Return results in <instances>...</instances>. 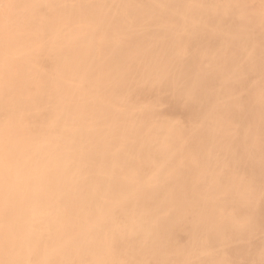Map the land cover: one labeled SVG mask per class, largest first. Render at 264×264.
<instances>
[{
    "label": "bare ground",
    "instance_id": "6f19581e",
    "mask_svg": "<svg viewBox=\"0 0 264 264\" xmlns=\"http://www.w3.org/2000/svg\"><path fill=\"white\" fill-rule=\"evenodd\" d=\"M33 1L35 3V0H9L10 2V3L8 2L9 6L6 8L9 18L7 19L5 17L7 19V22H5V19L4 22H2L3 21V19L1 18L2 14L0 15L1 18L0 51L2 50L3 54L4 52L11 54V52H9L11 50L13 51V54L19 51L21 52L20 55L22 54V52L25 51V53L23 54L26 55V53L28 52L26 50L27 48L30 47L29 54L32 52L35 55L36 53H38V51L43 49L45 51L43 54L44 55L46 54V57H44L45 61H43L45 62L44 66H48V62H49V63H53V65H55V67L57 66V68L55 69L54 72H50V71L47 72L48 74L49 73L54 74L52 75V79H50L51 76L49 77L48 74L45 76L44 71L38 70L44 73V75H40L39 74L40 72L37 73L38 72L37 71L36 75H38L39 77L37 79L35 78L36 80L34 79L35 75L33 78H31V81L32 80L36 81L35 83V82H31L30 78H28L29 80L28 79L26 80L25 77L32 76V75L26 76L27 74L25 75V73H27V71L21 73V77H20L19 76L20 74L18 72L20 70L18 69H16L18 74L17 73L15 74L14 71H11L12 74H10V70H12L11 68L14 69L15 66L11 67L13 65L11 66L6 65L8 67L7 68L6 66L4 67V64H0V85H3L1 84L3 82L5 83L3 85L4 87L5 85L9 86L8 84H6V81L8 80L7 82H9L10 80L14 79L13 80L14 83L17 80L18 82L16 83L18 84L19 81H21L24 84H29V81L30 83H32V85L29 84L30 86L26 85L27 87L23 84L27 89V90L24 89L23 86L24 91H28V87H31L29 89L32 90V87H34L35 89L37 86L35 91L33 89L34 93L31 92V90L28 91L29 93H31V96L28 95L27 98L23 96L25 99L21 97L17 98V96L11 97L9 95L10 97L7 96L9 99L8 100L6 99L7 100V101L5 100L6 102L5 101L1 102L2 104L6 103L5 106L8 105V108H10V110L12 107L13 108L18 107L15 109L19 114L17 113L14 114L13 112L12 113L14 114V116L17 115L19 117L21 113L22 114L21 117H25V118H23V121L19 122V120H21V117L19 118V120L16 121V118H14L13 116L14 121L18 122L16 123L11 120L12 118L8 120L7 116L9 115L7 114H6L7 116L5 115L7 119L5 118V116L4 119L3 118L1 119L2 115L0 113V173H1L0 181H3L2 184H7L5 186L6 189L4 188L5 192L4 193L2 192V194H5V197L0 195L1 196L0 205L2 206L0 209V226H2L1 224H3L4 227L2 226V228H6L5 232H0V236L2 235V233L5 234V237L3 235L4 238L2 237V239H0V250L2 249V251L6 253V255L4 254L2 255V251H0L1 252L0 264H30V263L31 264H74L77 254L75 253L76 254L75 256L73 254L72 255L73 258L69 256L70 253H73V249H69V250L67 249L68 245L67 242H65L69 238H70L69 240L76 243L77 246L79 245L78 248L80 250H77L76 248L74 249V251L79 252L78 257L80 256L81 259V262L79 261L80 263L76 262L78 264H148L149 262L146 261L147 260L150 261L153 258L154 254L150 253V251L152 250L150 251L148 250L150 248L147 247V244L150 243L151 245L149 244V246L151 247L154 244V242L156 244V239L155 238L150 239V238H153L154 236L157 238V240L159 239L158 236H155V233L157 234V232H160L162 230V229H160L159 231L157 230L160 227L159 226L160 222L167 220H168L167 222H170V227L172 228L175 227L174 229H179V230L178 231L176 230L177 231L176 232L174 231V229L168 226V229H171L172 231L170 232L167 229L166 232L172 234L165 235L163 231H161L157 235H159L161 239L162 237L165 236L168 239L167 235H169V237L171 236L168 239V241H169V247H171L169 251H171V254H173V256L174 255L177 256L178 253L173 249V246H175V244L177 243L176 240H175L176 243L174 242L173 238L174 239L178 238L179 241L180 240L184 241L186 239L184 241L185 244L182 247L183 249H181L182 252L181 254L178 255L182 257L180 259L183 260L184 264L186 263L189 264L188 260L191 259L190 258L191 255L195 256V260H196L195 264H218V263L226 264L227 262L230 261L229 259L232 254H236L237 256H239V254L243 256L250 255V257H248L250 258L249 260L250 263L264 264V214H263L264 208L263 209L261 208L264 206L263 205L264 202H262V200L264 199V187L261 186L262 184L261 179L264 175V156L260 157L259 156L261 155L260 153L259 154L256 152L254 153V151H258V150L264 151V0H165L167 3V7L166 4L163 5L165 6L166 9H168L170 14L169 18L171 17L172 20L171 22H169L167 21L166 18L167 25L168 24L170 25L173 22L174 25L176 24L177 26H180V28L181 26H184L185 30L187 29L186 27H189L188 30H190V27L192 26H194V28H197V29L193 28L194 31L193 29H191L193 32H195L196 30L195 33L197 35L194 34V36L199 37V39L201 38V40L198 42L201 43L202 41L200 45L201 47H199L203 51V52L200 51L201 52L200 55H202L201 57L202 59L199 57L201 61L198 60L197 62L201 66L200 62L202 63L203 60L202 65L203 66L205 65L204 67L206 66L208 67L209 65L211 70L216 68L218 71L215 69V72L216 74H219L218 75L219 78L216 79V82L214 81L216 85V83H218L219 80L218 85H216L217 87L215 86L216 87L215 89H217L215 90L216 93L214 92V95L216 94L215 96L217 100L215 98L212 99L209 98L210 96L202 97L203 94H201V92L200 93L196 92L198 95L190 94L192 98L193 97L195 98L191 100L189 99L190 100L189 103L187 102L183 103L190 105L192 102L196 103V104L193 103L194 105L192 106L194 107L191 108L192 111L189 112V109H186L185 107L184 108L188 110V113L185 112V110L184 112L181 111L183 112V114L187 113L189 116H191L192 119H193L192 115L193 114L195 115L197 113L198 116H200V118L198 117L196 118V120L198 119L202 120L201 117L205 118V120H208V122L212 124L213 129L210 131H205V129L203 128L201 130L200 129L202 128L201 124L199 125L194 122L197 126L199 125L197 127L194 124L196 126L195 127L192 124L193 122H191L192 120H189L188 122L189 125L188 124L185 125L186 126L188 125V127L190 126V129L185 134H181V135L175 133L174 132L175 130H173L174 127H171L176 122L174 121L173 124L171 123L172 120L175 119V117H173L174 116L173 114L176 113L175 110L172 111L173 109L170 107L169 110H167V108L163 106L161 108H158L159 106L157 107L158 109H163V113L164 112L168 113L169 117H167V113L166 114L164 113L165 115H162L160 113L162 117L164 116L163 119H165L166 116L167 117L166 119L169 122L170 119L172 118L171 122L169 123L170 127H168L169 125L168 123H165V125L162 126L164 122L161 121L160 117L153 116L155 112L151 111L152 108H150V106H152L151 104L153 102H150V100H148L150 103L147 104L148 98L147 99L145 98L146 99L145 101H142V99L137 100L138 102L140 101L139 104L145 102V104L147 105V106L144 105L146 106L144 108H142L143 107L142 106L141 107L142 111H141L138 102L137 103L136 101L134 102L133 97L137 96L138 99L140 97L144 98L145 97L144 95H146L148 92L152 93L151 90L152 89L156 90V88H158V91L161 89V92H163L162 90L166 91L165 90V87H167L166 84L164 85L161 84L160 87L163 86V88L157 87V84H159L160 81L162 82L161 75L164 74V73L160 74L159 68H161L160 65L162 61L165 63L164 65L162 64L163 67H165L166 61L164 59L165 57H167L165 56L166 53L165 55L164 53L161 54L160 49L163 50L164 48H162V46L166 44L165 46L168 47V49H166L168 53L167 55H169L170 57L177 58L182 53L181 52L182 50H178V52L180 51L181 53L177 55L173 54L172 51L175 50L177 47H179L177 49H181L185 45V48H183L184 49L183 53H185L188 44L189 43L191 44L193 41L197 39L196 37L195 39H193L194 38L193 35H190L193 34V32L188 33L189 37L192 36L191 38H189V40H188V35L186 34L185 35L187 36L186 38L187 40H184V38L181 37L183 41H185L186 43L188 42L187 46L185 43L183 46H181L180 44L181 43L183 44V42L181 39H179L181 43L177 41L179 37H177L176 40L177 34L175 33L176 32L174 30L175 28L172 29L171 26L168 25L169 26L168 29L167 28L168 26L166 27V24L165 26L163 25L159 26L155 22L157 18L154 19L153 17H151V19L153 20L152 22L154 24L147 23L146 27L143 26V28L145 27L144 29L141 27L142 31H144L143 34H139L135 38V40L131 39L133 40V42L131 40L128 41L127 43L125 42L126 49L125 51H123V53H121L120 50L122 51L123 48L121 49V45L119 44L120 41L115 47L116 44L113 45L112 42H110L112 44H110L109 42L108 44H105V42L107 41L104 40L105 42H103L101 39H99L100 38L99 37L98 40L99 42H101V44L98 42L99 43L98 45L97 43L98 40L97 41L95 40L96 42H94L95 37L93 39V36L91 37L90 33L88 35L83 30H82L83 32L79 31L81 27L79 26L80 28H78L73 24V21L77 22L76 13H75L76 11L74 10L75 8L72 6L76 2L75 0H39L36 2V3L39 2L41 4V5L39 4V7L42 6L49 8L46 11L47 13L42 15L38 10L39 7H37L39 15L33 14L32 10L35 11L33 7L37 6V4H33ZM129 2H130L129 5L127 4L128 1L126 4L131 7L133 4H134L133 6L136 7L138 6L137 2L139 3L138 0L134 1V3L133 0H129ZM151 9L146 7L142 8L139 6L137 7V11H136L138 13L132 10V14L136 13V17H141L142 13L143 16L149 15ZM37 10L35 12H37ZM153 12L154 11H152L151 14H154ZM79 19H80L79 21H81L83 19V16L82 19L81 18ZM137 19L139 18H136V20ZM116 20L118 19L116 18ZM148 20H150V18L147 19L146 21ZM107 24L103 23V26L101 24L98 25V27H96L97 25L96 24L95 27L97 29L96 28L94 29L98 30L100 28L102 30L99 29L100 30L99 33L100 32L104 33L103 31L106 30L104 29L106 27L104 25ZM173 24L172 27L174 26ZM74 26L75 28H73ZM198 27H200L199 29L200 32L197 31ZM148 29H152V31H149ZM42 30L44 32L45 31H48L49 33L52 32V34L50 37H48L49 40L47 42L40 43L37 45V42L40 41L39 35H41L40 31L42 32ZM132 30L133 27L131 31ZM101 33L99 34L100 36ZM71 40H74L76 44L77 42H79L78 45L82 43V45L84 46L87 43L91 44V42H92L91 45L95 46V44L97 43L95 47L98 46L100 47L99 51L101 50V55H102L101 60L97 61L96 63H93L92 61L94 60L95 62L96 58L94 59L93 56L91 57L90 53L85 55L82 54L83 56L81 55L79 56L78 54H76V52H78L77 50H79L78 48L76 50L74 49L69 50V46H70L69 43H72ZM174 41L177 44H175ZM93 42L95 44H93ZM137 42H140L139 45L143 44L142 47L137 45ZM20 43L24 47L19 46ZM67 43L69 44V46H67ZM152 44L154 47L151 46ZM82 45L80 46L84 48V46ZM119 45L120 48L118 47ZM146 46L147 48H145ZM148 46L149 47L151 46V48L153 49H155L156 47L157 50V51L153 50L154 54H152L151 56L146 52V50L149 48ZM38 48L40 49L38 50ZM35 49L38 51L33 52V50ZM117 49L120 50L117 51ZM14 50L16 51L14 52ZM183 53L182 55L184 56ZM145 55L148 57H146ZM108 58L109 61L115 63L116 69L122 68L120 72L115 70H114L115 72L113 71L110 72V68H107ZM174 58H172V60H176ZM29 59H32V56ZM29 59L27 57V61H30ZM204 59H206V62L208 60V62L206 63ZM213 59L216 62V64H214L215 66L213 65L211 67L210 65L214 63ZM210 60L213 63L210 62ZM1 61L3 60H1L0 58V62ZM209 62L212 64H210ZM90 63H93V65L91 64L90 66ZM39 64H43L42 60H40ZM81 64L85 66L88 65V67L86 66L87 68L85 70L88 71L89 73L88 72L86 73V71L85 74H83L84 72L82 73L80 72V71H84L82 70L84 69V67ZM78 65L82 66L83 68L82 69H80V67L78 68ZM50 66H52V64ZM50 66L46 67V69L54 68ZM190 66L191 65L187 66L186 64L184 68L181 67L183 68V70H185V71H181L182 73H184V77L182 78L183 81L182 79L180 81L175 80L176 76L171 77V75H169L172 78V80H170V78H167L169 76L166 77L167 80L169 79L168 81L173 82L174 79V83H175L174 90L178 89V87L180 91L183 89L185 90L186 85H187L186 87L187 89L191 85V82L192 84L194 83V81L192 80L197 79V77L203 79L201 76H199V74H196V76H194L195 73L193 72L195 70L193 72L191 71L193 67L191 66L192 69L190 71L188 70L190 69L189 68ZM23 67L25 68L24 65ZM21 72H23V70H21ZM55 73L57 74L55 75ZM169 74H171V72H169ZM164 75L166 76V73ZM228 75L229 78L227 77ZM3 76H9V77L6 80V78H4ZM42 76H44V78ZM145 76H147L150 79V82L153 85L152 88H148V83L145 84L143 80L140 79V78L144 79ZM193 76L194 78L192 79ZM46 77L47 78L49 77V80L51 81L50 84L48 83V81H45ZM126 77L127 79L129 77V79L131 80V83H128L130 84L129 86H125V81L127 80ZM180 78L181 77L179 75V79ZM100 79L102 80L104 79L102 85L98 84V81ZM3 80H5V82ZM163 80L164 83H167L165 78ZM176 81L179 83V84L177 83L178 87L176 86L177 85ZM197 81H198L197 84L200 85L199 80H195V82ZM33 83L35 84L33 85ZM181 83L184 85H182ZM187 83H189L190 85H188ZM212 83L213 82L209 84ZM18 84L16 85V88ZM180 84L185 87L183 89H180L182 88ZM3 86L2 89L4 88ZM11 87L13 86L11 85ZM197 87L200 88V86ZM63 88L67 89V91L65 92L66 94L68 92L67 95L74 94L76 99L78 96L80 98V99L78 98V100H80V102L81 101L83 102V104H81L83 106H85L86 104L88 105V107L89 106L92 107V105L97 106L99 105V101L101 99L102 100L100 101V103L103 101V103H106L107 106L106 104L105 105L103 104L102 105L103 108H101V104H100L99 107L102 110L97 109L98 106L97 108L96 107L92 108L95 109L92 110L91 107L87 108L86 105L87 110H85V112L82 115L81 114L75 115L74 111L72 112L71 115L70 111L71 108L73 109V107H71V105H68V103L71 100L70 99L71 97L70 98L68 96L65 97L66 94L63 95V93L61 94V96H59L57 90L55 91V89L58 90L60 89L59 91L63 92L64 90ZM23 90L21 91L24 93ZM100 90L103 91V95L102 96L100 95L102 98L99 97L98 98L99 100H96L95 96L96 94H98L97 91ZM69 91L72 93H70ZM130 91L133 93H130ZM176 91H174L175 93H173V95L174 94L178 95L180 93L178 90ZM227 91L228 92L230 91L231 93H227ZM12 92L14 93V91ZM124 93L126 94L125 95L126 99H124L123 96ZM129 93L133 94L134 96L129 95ZM160 93H158V96H156L157 94L155 93H154L155 95L153 94L154 96H156L157 98L156 100H158V97L161 95V97L159 98L162 99V103L163 100L165 99L166 101L168 99L169 103L171 102L172 99L169 100V97L172 96L171 94L169 96L167 95L169 94L167 92H166L167 94L164 93L165 95ZM127 94L129 95V97L131 96L133 97L129 98L127 97L128 96ZM2 95L1 96L3 97L4 100L5 98L4 93H2ZM147 95H149V93ZM153 95H151L149 99H151ZM212 95L213 94H211V97H214V95L213 96ZM189 98L191 97L189 96ZM122 99L127 103H129L130 106L126 103L125 106L128 105L129 107H131L132 111L129 110L131 111L130 114L126 112L128 110H124L125 108L118 110L121 105L122 106L124 105L123 103H121L123 101ZM173 100H175L174 96H173ZM210 100H212L211 103ZM92 101H94L93 104H91ZM158 101L156 102L159 103L160 105V102ZM95 102H97L96 103L97 105H94ZM213 102H215V104L216 102H218L219 104L213 105L212 104ZM228 102H231L230 103L231 105H233L232 103H234L235 105H238V107L240 108L243 106L244 108L243 111L246 110L245 115L242 112H240V115L241 114L244 115V118L250 117L249 120L246 121L248 124H246V122L244 121H240L239 125H241L243 122L242 126L245 123L246 126L245 125L244 126L247 128H245L244 126L243 127L238 126L239 121L238 123L237 121L236 123L235 121L232 122L231 119H229L230 122L229 120L227 121V119L230 117L228 115L231 114L228 109L230 107L229 106L230 104ZM74 103L72 104V106L74 105ZM79 103L78 105H80ZM118 103H120L119 104L120 106L116 105ZM54 104L55 105L59 104L57 105L58 108L59 107L61 108L65 104L67 108L68 106L70 107L68 108L70 109V111L69 110L66 111V108H64L65 105L63 106V108H61L63 112L61 110L56 109V107H52L54 113L56 112V115H54V113H52L51 108H48V106L51 107V105L55 106ZM69 104H71V102ZM36 105L38 106V108H36L37 107ZM170 105H172V103H170ZM235 105H233L230 108L235 107ZM39 106L41 110H39ZM134 106L137 107V109L138 108L140 109L136 111L134 110L135 109ZM179 106L181 109L183 105L182 106L179 105ZM195 106H197V108ZM45 107H47V109H50L51 111L47 109L44 110ZM129 107L127 109H129ZM148 107L150 108V110H148ZM13 108L12 110H14ZM19 108L22 109L21 112H19L20 111ZM164 108L166 109L165 111ZM195 108H196L195 110L196 113L194 111ZM42 109L45 111V114L44 111H42ZM55 109L58 110L59 112H62V114L58 112L60 114L59 115ZM144 109H146L148 112L149 111L153 112V113L149 112L148 115H150V117L153 116L154 120L152 119V117H151L152 120L149 119V117L147 119L148 115H145L147 112H145L146 110ZM170 110H171V115L169 114ZM48 111L51 114H49ZM239 111L237 112L238 116H239ZM68 112L69 114L65 116L64 114ZM172 112L175 113L172 114ZM7 113L9 114L10 112L8 111ZM12 113H10V115ZM247 113L249 114V116ZM63 115L65 116V118ZM128 115L129 116L131 115L130 119ZM217 118L219 119V121ZM145 119L147 120L146 122L144 121ZM25 120H27L28 123ZM148 120L150 121L148 122ZM199 120L197 121V123L200 122ZM220 120L223 121L224 123L222 124ZM179 121L181 120L179 119ZM99 122H103V123H99ZM26 123L29 126H26ZM30 123L31 125L36 126V127L33 126V130L31 129L32 131H30L29 129ZM98 123L99 126L101 125L100 126L101 128L98 127ZM191 125H193L194 129H191L193 128L191 127ZM97 128L98 130L96 131ZM195 128L196 129L199 128L201 131L198 129L196 132ZM94 134L100 135L98 136L99 139L96 138V141L93 140L94 139L93 136H95ZM116 141L119 142L120 144L118 147L115 148L113 147V143ZM9 142L15 143V147H17L18 151H21V153L9 152L11 151V147H12V144ZM255 142H261L262 144L259 145L260 147L259 146L257 147L258 149L256 148L255 150H253L255 147H251V146L257 144ZM84 151L87 152L84 153ZM93 151H97L96 152L97 154H94L95 152ZM98 151H106V152L100 154V152L98 153ZM110 151H120V152H118L117 154H112ZM229 151H233V152L235 151V152L231 153ZM240 151H244V152H240ZM247 151H251L252 153ZM247 153H251V155L249 154L246 159L245 156H247ZM12 157L18 158L14 160V164L16 165L17 168L19 167L26 168V171L23 174H21L20 177H16V172H12L10 168L1 166V164L4 163L8 158H12ZM235 158L236 159L240 158L241 162L239 161V163L235 167H233L232 164L234 163V160H236ZM179 161L182 162L180 163V165L182 164L181 168H183L184 170L182 175L185 173L186 170L183 167L184 165H186L185 166L186 168H188V166L189 167L191 166V168L192 167L197 168L198 169L197 171L200 172L202 171L200 175L202 176L203 174L204 176L206 175V177L203 178L201 177V179L200 177H198L201 183L200 185H198L199 188L198 187L196 188L200 189V191L202 190L203 191L200 192L201 193L200 195L198 192L199 196L195 194L196 196H198L197 198H195L196 196L193 198L191 197V195H186V194H184L182 197V194L184 192V187H189V189H193L195 187L192 186L193 181L191 182L192 184L191 186L190 185L184 186L183 185L185 183L184 180H183L184 183L183 184L181 183L182 182L181 179L185 175L181 177V174H178L181 172H177L179 170H176L174 166L175 164L179 165L178 163ZM128 166L129 167L138 166L141 169H148L153 173H155V181L158 182L156 188L160 191L162 203L168 201V199L179 196L181 202L184 200L182 204L179 200L180 205L185 207V209L183 210H186L188 212L186 206L190 208V210H192V212L189 211L188 215L192 213L195 216V213L197 212L198 215H200L199 211L202 212L204 208V210L207 209L209 213L208 220L207 219H205V221L204 220L200 221L199 219L193 220L192 219L193 216L191 214L192 217L189 218L188 222H185V220L188 219L187 218L188 215L187 212L185 213L183 212L182 208L184 207L180 208L179 207L180 205L178 206L176 205L177 207H179L180 209L179 210V209H175L177 208L175 206L169 207L168 204V211L166 213L162 212L161 206L159 208L156 207L158 209L157 212L159 211L157 213L156 209H152L148 207V205H146V203L150 200V198L152 199L151 196L149 197V200L146 203L144 200H142L144 203L141 202V200L139 201L134 200V202L136 201L138 202L137 203L138 206H140L142 203L143 207L145 206L146 208L143 209V207L142 208L137 207L136 203L134 204V202L129 197L130 195H132L130 191L131 183L135 181L133 177H131L130 175H126L127 173H125L124 171L125 167ZM95 173H97L99 176L100 174L102 175L101 177H99L102 183H100L101 181L99 180L98 177H96ZM111 174L113 175V177ZM23 175L26 177L27 180L25 183L26 185L27 184L34 185L33 187L34 189H32L33 186L32 185L31 190H29V192L28 189L26 191V188L25 191L22 189L20 190V192H17V188H16L18 186L17 183L20 181L19 179H21V176ZM6 181L9 182L10 184L7 183ZM13 181H15V183H13L15 184L14 186L12 184ZM22 181H24V179ZM45 181L50 187V189L48 187L49 191H46L48 189H45V187L47 186V184L44 186ZM146 182L149 183V180L145 179V182H141V183H146ZM115 183H118L120 186L119 185L117 186ZM180 183L182 185H180ZM97 184L99 186H97ZM216 184L217 185L219 184L221 186L216 187L215 186ZM8 185H10L11 187L9 188ZM134 185L135 184L133 183L132 186L134 187ZM144 185L147 187L146 184ZM144 185L143 188L145 187ZM180 186L183 187V188L181 187L183 191L181 190ZM1 187L2 185L0 186V193H1ZM75 187H77L76 189H79V187L81 189L75 190ZM146 187L144 188V190L146 189L147 193L148 191L150 192V188L149 187L146 188ZM122 192L126 194L124 193L122 194ZM120 193L121 196L122 195H128V196L126 197L123 196L121 198L119 197ZM180 193L182 194L180 195ZM185 195L187 196L188 199L185 197ZM210 195L213 198L211 200L214 201L210 200L209 198ZM148 196L149 195H145L144 198H147ZM86 197H88V200L91 201L92 203L94 200V202L98 204L101 212L98 213L97 211L98 209H97L96 210L97 212L95 211V213L94 212L90 213L88 207H86V210L88 208L87 211L86 210L79 211L80 209V208L78 209L79 205L81 207L82 205L81 203L83 201L85 203L88 202L87 200H83ZM127 197H129L130 201H127L128 199ZM125 198L128 203V205L126 204L128 208L124 207L126 206ZM189 198L191 200H189ZM2 202H4V204ZM176 202L178 203V201ZM260 202H262L263 204H260ZM96 203L94 206L95 209L97 206ZM123 203L124 206H121V204ZM130 203L131 206L134 204L133 207H131L132 209L134 207L137 208V209L134 208L136 210L135 213H133L135 211L134 209L132 212L131 210L129 211ZM186 203L187 205H184ZM92 208L93 207H90V209ZM149 208L150 210L151 209L153 210L152 213H151L152 210L150 211ZM145 209H147V212H150V215L152 216L148 215L149 213L146 214ZM12 211L14 212V214L15 213L17 214V216L15 215L16 216L15 219H17L18 217L19 221L18 223L17 222L16 223L19 224L21 222L19 226L14 224V222L16 221L15 219H14L15 221L12 222L10 218L11 216L12 219L14 218V215L13 214L11 215ZM194 211L195 213H193ZM131 213H133L132 214L133 218L130 215ZM185 214L186 217L184 216ZM203 214L204 213H202L201 215ZM182 215L184 218L182 217ZM244 216H246L249 220V222L246 220L248 222L247 229L244 228V224L242 223V221H240V219L243 218ZM138 219H139V223L136 222L137 223L135 224L136 226L133 225L132 222L133 221L135 222L136 220L138 221ZM94 220H97V223H95L96 221L94 222ZM129 220L131 222L132 227L130 226V224L128 225ZM173 221L175 222V224ZM202 221L203 223H201ZM73 222H75L76 225H80V224L84 225L83 228L85 230L81 231L80 230L82 228L81 226L80 228L73 225L74 227L72 228ZM171 222L174 225L171 224ZM163 223L169 225L166 222ZM232 223H233V227H231ZM1 231L4 230L2 229ZM173 232L174 234L177 233L178 235L183 234L180 236H184L186 238L184 237L179 238L180 236L178 235H176L178 237H174L175 235H173ZM161 233H163V236H160L162 235ZM39 235L42 239L41 241L39 239L38 242L37 240L39 237L37 236ZM62 237L66 238V239L64 238L65 244L62 241L63 240ZM130 237L133 239L136 238V241L133 243L134 244L133 246L130 245L132 244V240L131 241L126 240ZM114 239L115 240L118 239V240L114 242ZM137 239L140 242L142 241L141 239H143V241L145 240H149V241L154 240V241L153 243L149 241H147L146 243L142 241L143 243L142 242L140 243ZM123 240H126L124 242L125 244L123 243ZM110 241L114 242V243L112 242L113 248H111L110 246L111 244ZM129 241L130 244L127 245ZM197 241L198 243H196ZM190 242H193L194 244ZM199 242H201L205 246V248H207L206 249L207 252L202 256L198 254L199 253L198 251H200L199 247H201V246H197L201 244ZM104 243L106 247L110 246L107 253L104 252L105 250L103 246ZM123 244L127 245L126 247L131 246L132 248L131 247L130 249L125 248ZM146 248L150 254L147 252ZM111 249L112 250L114 249L113 252ZM189 250L190 252L191 251L192 252L190 253ZM115 251L116 254L114 253ZM157 252L159 253V251ZM144 254H146L147 256ZM31 255L34 256L30 257ZM2 256L4 257L7 256V259ZM157 259L154 257L152 260L156 261ZM162 259H158V260L161 261ZM233 261H235V259ZM150 264H153V262Z\"/></svg>",
    "mask_w": 264,
    "mask_h": 264
},
{
    "label": "rangeland",
    "instance_id": "374dc122",
    "mask_svg": "<svg viewBox=\"0 0 264 264\" xmlns=\"http://www.w3.org/2000/svg\"><path fill=\"white\" fill-rule=\"evenodd\" d=\"M37 1H39V0H35V3H34V1H33V4H37V6L36 7H33V9L36 11L37 10V7H39V2L38 3H36ZM76 2H75V4H73L72 6L75 8L74 10L76 11L75 13H76V19H77V22L75 23L74 21H73V24L75 25V26H77L78 28H80L81 27V29H79V31H84L85 33H87L88 35H89V33H90V36L92 37L93 36V39H94V37H95V39H94V42H96L97 40H98V38L99 39H101L103 42H105V41H107V42H105V44H108V42L110 43V42H112L113 43V45H115V47L117 46V44H118V42H119V44L121 45V49H122V51L120 50V49H117V51L118 50H120V52L121 53H123V51H125V49H126V43L128 42V41H130L131 39H134L135 40V38L139 35V34H143V32L144 31H142V28H143V26H145L146 27V25H147V23H151V24H154L152 21V19H151V17H153L154 19H156L157 18V20L155 21L156 23H157V25H163V26H165V24H166V27L169 25H167V21H169V22H171L172 20H171V17L169 18V16H170V14H169V11H168V9H166L165 8V4H166V7H167V3H166V1L165 0H138L139 1V3L137 2V5L138 6H133L132 5V7L131 6H128L129 5V0H127L128 1V3H127V1H124V0H110V1H108V0H75ZM118 1V2H117ZM134 1H136V0H133V3H134ZM140 1H141V3H140ZM149 1V2H148ZM9 2V0H0V15L2 14V16H1V18L3 19V21L2 22H4V19H5V22H7V19L9 18L8 17V14H7V10H6V8L9 6L8 4L10 3H8ZM119 2H121V3H119ZM128 5H127V4ZM145 4V6H144V4ZM142 4V5H141ZM164 4V5H163ZM41 5V4H40ZM142 7V8H144V7H146V8H152L150 11L152 12V11H154L153 13L154 14H151V12L149 13V15H145L146 16V18H145V16H143L142 14H141V17H136V13H138V12H136L137 11V7ZM116 7V8H115ZM125 7V8H124ZM134 7V8H133ZM36 8V9H35ZM41 8V9H40ZM44 8V9H43ZM47 7H39V12H40V14L42 15V14H45V13H47L46 11L49 9V8H47ZM38 10H37V12H38ZM129 10V11H128ZM132 10L133 11H135L136 13H134V14H132ZM158 10V11H157ZM35 11H33L32 10V12H33V14L35 15H39V12L37 13V12H35ZM131 11V12H130ZM163 11V12H162ZM35 12V13H34ZM127 12V13H126ZM86 13V14H85ZM4 14V15H3ZM7 16H6V15ZM89 14V15H88ZM116 16H115V15ZM151 14V15H150ZM169 14V15H168ZM86 15H88V16H86ZM118 15V16H117ZM135 15V16H134ZM154 15H155V17H154ZM160 15V16H159ZM4 16V17H3ZM82 16H83V19H82ZM125 16V17H124ZM147 16H148V18H147ZM150 16V17H149ZM7 19H6V18ZM107 17V18H106ZM118 19V20H116V18ZM1 18H0V20H1ZM79 18H81L82 20L81 21H79L80 19ZM98 18V19H97ZM100 18V19H99ZM104 18H105V20H104ZM112 18V19H111ZM128 18V19H127ZM136 18H139V19H137L136 20ZM145 18V19H144ZM150 18V20H148V21H146L147 19H149ZM160 19V21H159V19ZM166 18H167V21H166ZM90 19V20H89ZM83 20H84V22H83ZM111 22H110V21ZM89 21H91V22H89ZM99 21V22H98ZM86 22V23H85ZM104 24H107L108 22V24L107 25H104V26H106L104 29H106V30H104L103 32L104 33H101V36L99 35L100 33H99V31L100 30H102V29H98V30H96L97 28L96 27H98V25H101L102 24V26H103V23ZM105 22H107V23H105ZM122 24H121V23ZM124 22V23H123ZM146 22V23H145ZM162 22V23H161ZM93 23H94V25H93ZM100 23V24H99ZM117 23V24H116ZM141 23V24H140ZM144 23V24H143ZM159 23V24H158ZM161 23V24H160ZM164 23V24H163ZM80 24V25H79ZM85 24V25H84ZM97 24V25H96ZM111 24H113V25H111ZM126 24V25H125ZM172 24H173V22L169 25V26H171V28L172 29H174L176 32V40H177V37H179L178 38V40L177 41H179V39H181L182 40V42H183V44L181 43H179L181 46H183L184 45V43L186 44V46H187V43L185 42V41H183V39L182 38H184V40H187L186 38H187V36L186 35H188V40H189V38H191V37H189V32L191 33V32H193L194 31V29H197V28H194V26H192V27H190V30L191 29H193V31L191 30H188L189 29V27H186L187 29L185 30V27L184 26H181V28H180V26H177L176 24V26L174 25L173 27H172ZM95 25H96V27H95ZM123 25V26H122ZM75 26L73 27V28H75ZM80 26V27H79ZM101 26V27H102ZM126 26V27H125ZM169 26L167 27L168 29H169ZM85 27V28H84ZM100 27V26H99ZM111 29H110V28ZM132 27H133V30L131 31V29H132ZM142 27V28H141ZM144 27V28H145ZM182 27H184V28H182ZM77 28V29H78ZM94 28H96V29H94ZM126 28V29H125ZM143 28V29H144ZM178 28V29H177ZM87 29V30H86ZM140 29V30H139ZM172 29H170V30H172ZM177 29V30H176ZM182 29H184V30H182ZM199 29H200V27H198V32H200L199 31ZM113 30V31H112ZM149 31H152V29H148ZM82 31V32H83ZM109 31V32H108ZM131 31V32H130ZM138 31V32H137ZM47 32V33H46ZM140 32H142V33H140ZM195 32H196V30H195ZM195 32H193V34H190V35H193V39H195V37L196 36H194V34H196ZM40 33H41V35H39V40L40 41H38L37 42V45L38 44H40V43H45V42H47L48 40H49V38L48 37H50L51 36V34H52V32L51 33H49L48 31H43L42 30V32L40 31ZM39 33V34H40ZM96 33H98V34H96ZM186 34V35H185ZM49 35V36H48ZM104 35H106V36H104ZM136 35V36H135ZM183 35H185V36H183ZM197 35V34H196ZM46 36V37H45ZM115 36V37H114ZM123 36V37H122ZM199 36V35H198ZM150 37V36H149ZM148 37V38H149ZM182 37V38H181ZM45 38H46V40H45ZM107 40H106V39ZM130 38V39H129ZM197 39L195 40V41H193L192 42V40H191V44L189 43L188 44V46H187V49H186V52L185 53H183V51H184V49L183 48H185V45L183 46V48H181V49H177V48H179V47H177L175 50H173L172 51V53L173 54H179V53H183L184 54V56L182 55V53L180 54V56H178L177 58L175 57H170L169 55H167L168 53H167V50L166 49H168V47L167 46H165L166 44H164V46H162V48H164L163 50H161L160 49V51H161V54H163L164 53V55H165V53H166V55L165 56H167V57H165V56H163V57H165V61H166V65H165V67H163V65L165 64L163 61H162V63H161V65H160V67L161 68H159V66H158V68L160 69V74H165L166 73V76L163 74V75H161L162 76V78H161V80H162V82L160 83L159 82V84H157V87H160L161 86V84H166L167 85V87H165V90L166 91H164V90H162L163 92H161V89L158 91V88H156V90H154V89H152L151 90V92L152 93H150V92H148L149 93V95H144L145 97L144 98H139L138 99V97L136 96H134L133 94H130V93H133V92H131L130 91V93H129V95H133V96H131V97H133V99H134V102L136 101V103L138 102L137 100H141L142 99V101H145L147 98V104L148 103H150V102H153L151 105L152 106H150V108H152V110L151 111H153V112H155L154 113V115L153 116H156V117H160L161 118V121L162 122H164V124H162V126L163 125H165V123H170L171 122V119H170V121L168 122V120L166 119L167 117H169L168 116V113L167 112H164L165 114L167 113V117L165 116V119H163L164 118V116L162 117V115H165L164 113H163V109H158V108H161L162 106L163 107H166L167 108V110H169V107L170 108H172L173 110L172 111H174L175 110V112H172V114L173 113H175V114H173L174 116L173 117H175V119H173L172 120V124H173V122L174 121H176L175 122V124L173 125V126H171V127H174V129L173 130H175L174 132L175 133H178L179 135H181V134H185L189 129H190V126L188 127V122H189V120H192L191 122H193L192 124L194 125L195 123L196 124H201L202 126V128H200L201 130L204 128L205 129V131H210V130H212L213 129V127H212V124H210V122H208V120H205V118H203V117H201L202 118V120H199L200 122H198L197 123V121L198 120H196V118H200V116H198V114L196 113V108H197V106H195L196 108L194 109V111H195V113L197 114H193L192 116H193V119L191 118V116H189L187 113H188V110H186V109H189V112L190 111H192L191 110V108L192 107H194V106H192V105H194V104H196V103H194V102H192L191 103V105L190 104H183V103H189L190 102V100L191 99H193V98H195V97H193L192 98V96L191 95H193V94H197L196 92H201V94H203L202 95V97L203 96H210L209 98H215L216 99V94L214 95V92H215V90H217V89H215L217 86L216 85H218V83H219V80H218V83H216V85H215V83H214V81L216 82V79L217 78H219L218 77V75L219 74H216V72H215V69H210V67H209V65H208V67L206 66V67H204L203 65H202V63H203V60H202V63L200 62V64H201V66L198 64V60L199 61H201L200 59H199V57L201 58L202 57V55H200V53L201 52H203L199 47H201L200 45H201V43H202V41H201V43L200 42H198V41H200L201 40V38L199 39V37H196ZM42 39V40H41ZM79 39H80V37H79ZM121 39V40H120ZM128 39V40H127ZM96 40V41H95ZM105 40V41H104ZM114 40V41H113ZM43 41V42H42ZM132 42H133V40H131ZM71 42L72 43H69L70 44V46H69V44L67 43V46H69V50H72V49H74V50H76L77 48L79 49V50H77L78 52H76V54H78L79 56L81 55V56H83V55H85V54H91V57L93 56V58L96 60L95 62H94V60L92 61L93 63H96L97 61H99V60H101V58H102V55H101V50L99 51V49H100V47L98 48V47H95L96 45H97V43L99 42V40L97 41V43L95 44L94 42H93V44H95V46H93V45H91L92 44V42H91V44L90 43H87L85 46L84 45H82V43H80V45H82V46H84V48L83 47H81L80 45H78V43L79 42H77V44L75 43V41L74 40H71ZM81 42V41H80ZM102 42V43H103ZM126 42V43H125ZM100 44H101V42H99ZM99 43H98V45H99ZM112 43H110V44H112ZM174 43L175 44H177L175 41H174ZM196 43V44H195ZM200 43V44H199ZM85 44V43H84ZM104 44V43H103ZM140 44V42H137V45H139ZM174 44V45H175ZM179 44H178V46H179ZM195 44V45H194ZM24 45V44H23ZM75 45V46H74ZM120 45L118 46L119 48H120ZM142 45L143 44H141V45H139V46H141L142 47ZM19 46H21V47H24V46H22L21 45V43H20V45ZM74 46V47H73ZM89 46V47H88ZM145 46V45H144ZM152 47H154L153 46V44L151 45ZM151 46L146 50V52H147V54H150V56L152 55V54H154V51L153 50H156V47H155V49H153V48H151ZM196 46V47H195ZM95 47V48H94ZM195 47V48H194ZM87 48V49H86ZM98 48V49H97ZM145 48H147V46L145 47ZM197 48V49H196ZM20 49V48H19ZM30 49V47L29 48H27V50L26 51H28L27 53H26V55L25 54H23V53H25V51L24 52H22V56L20 55V53L21 52H15L16 50H14V54H13V51L11 50V51H9V52H11V54H9V53H5L4 52V54L2 53L3 51L1 50L0 51V58H1V60H3V61H1L0 62V64H4V67L7 65V66H11V65H13V66H11V67H14V69L13 68H11L12 70H10V74H12V72L11 71H14V73L16 74H18V72H19V76L21 77V73H24V71H27V73H25V75L26 76H31V77H25L26 78V80L28 79V78H30V81H31V78H33L34 77V75H35V77H34V79L36 78H38L39 76L38 75H36L37 73H39L40 75H44V73H42L41 71H44L45 72V76L48 74L47 72H54L55 71V69L57 68V66L55 67V65H53V63H49L48 62V66H44V63L45 62H43V61H45V58L44 57H46V54L44 55L43 53L45 52L43 49L42 50H40V51H38L40 48H38V50H33V52H37L38 51V53H36L35 55H34V53H30L29 54V50ZM84 49V50H83ZM86 50V51H85ZM166 50V51H165ZM178 50H182L181 52L179 51L178 52ZM85 51V52H84ZM90 51H92V52H90ZM99 51V52H98ZM152 51H153V53H152ZM157 51V50H156ZM155 51V52H156ZM159 51V52H160ZM201 51V52H200ZM81 52V53H80ZM87 52V53H86ZM19 53V54H18ZM41 53V54H40ZM83 54V55H82ZM93 54H95V55H93ZM98 54V55H97ZM104 54V53H103ZM190 54H192V55H190ZM4 55V56H3ZM9 55V56H8ZM38 55H39V58H38ZM98 57H97V56ZM189 55V56H188ZM19 56V57H18ZM25 56V57H24ZM32 56V59H29L30 57ZM33 56H35V57H33ZM43 57V59H42V57ZM100 56V57H99ZM146 56V55H145ZM27 57H28V59L32 62H30V61H27ZM146 57H148V56H146ZM187 57H189V58H187ZM11 58V59H10ZM14 58H15V60H14ZM24 58V59H23ZM99 58V59H98ZM166 58H167V60H166ZM172 58H174V59H176V60H172ZM182 58V59H181ZM4 59H6V60H4ZM8 59V60H7ZM23 59V60H22ZM38 59V60H37ZM180 59H181V61H180ZM188 59V60H187ZM190 59V60H189ZM202 59V58H201ZM207 59H209V58H207ZM13 60V61H12ZM18 60V61H17ZM40 60H42V63L43 64H39L40 63ZM8 61V62H7ZM25 61H26V63H25ZM47 61V60H46ZM177 61V62H176ZM188 61V62H187ZM204 61L206 62V59H204ZM29 62V63H28ZM207 62H208V60H207ZM206 62V63H207ZM210 62H212L211 60H210ZM209 62V63H210ZM214 62V63H213ZM213 64L212 63H210V64H212V65H210L211 67L214 65V64H216V62L214 61V59H213ZM14 63H15V65H14ZM87 63V62H86ZM93 63H90V66H91V64L93 65ZM109 63H111V64H109ZM114 62H112V61H109V58H108V67L107 68H110V72L111 71H113V72H115V71H121V69H119V68H117L116 69V65H115V63L113 64ZM168 63V64H167ZM20 64V65H19ZM25 66V68L23 67V65ZM52 64V66H50ZM118 64V63H117ZM174 64V65H173ZM180 64V65H179ZM186 64H187V66L188 65H191L192 67H193V69H192V67L190 66L189 68L190 69H188L187 67V69L190 71L191 69V71L193 72L194 70V72L193 73H195L194 74V76H196V74H199V76H201L203 79H200L199 77H197V79H193L194 78V76L192 77V81H194V83L192 84V82L191 81H189V82H191V85L189 84V83H187L188 85H190L187 89H186V87H187V85H186V87L185 86H182V85H184V84H180L181 86H182V88H180V89H183L184 87H185V90L183 89V90H179V87H178V82L176 81V86L178 87V89H176V90H178L179 92V94L178 95H176V94H174L173 95V93H175L174 91H176V90H174V87H175V83H174V79H173V82L172 81H168L167 80V78H170V80H172V78L171 77H174V76H176V78H175V80H178V81H180L183 77H184V73H182L181 71H185V70H183V68H184V66H186ZM36 65V66H35ZM38 65H39V67H38ZM40 65H41V67H40ZM47 65V64H46ZM81 65H83V64H81ZM113 65V66H112ZM172 67H171V66ZM184 65V66H183ZM6 66V67H7ZM54 67V68H48V69H46V67ZM87 67H88V65H86ZM85 65H83V67H84V69H82L83 67L82 66H79L78 65V68L80 67V69H82V70H84V71H80L81 73L82 72H84L83 74H85V69L87 68ZM120 66V65H119ZM215 66V65H214ZM2 67H3V65H2ZM24 68V69H22V68ZM27 67V68H26ZM168 67V68H167ZM181 67H183V68H181ZM8 68V67H7ZM38 68H41V69H38ZM42 68H43V70H42ZM164 70H163V69ZM167 69V71H166V69ZM179 70H178V69ZM16 69H18V70H20V71H16ZM28 69H29V72H28ZM33 69V70H32ZM52 69H54V70H52ZM112 69V70H111ZM21 70H23V72H21ZM38 70H41V71H38ZM79 70V69H78ZM115 70V71H114ZM169 70V71H168ZM174 70V71H173ZM213 70H214V72H213ZM217 70V69H216ZM38 71V72H37ZM164 71H166V72H164ZM180 71V72H179ZM200 71V72H199ZM218 71V70H217ZM31 72V73H30ZM37 72V73H36ZM88 71H86V73H87ZM168 72V73H167ZM169 72H171V74H169ZM191 72V73H192ZM29 73V74H28ZM42 73V74H41ZM79 73V72H78ZM77 73V74H78ZM89 73V72H88ZM174 73V74H173ZM182 73V74H181ZM215 73V74H214ZM217 73H219V72H217ZM50 74V75H49ZM48 74V76L50 77V79H52V75H54L53 73H49ZM57 73H55V75H56ZM168 74V75H167ZM175 74H179L180 75V79H179V75H178V77H177V75H175ZM169 75H171V77L169 76ZM215 75H217V76H215ZM10 76V75H9ZM9 76H3L4 78H6V80L8 79V77ZM18 76V75H17ZM84 76V75H83ZM164 76V77H163ZM167 76H169V77H167ZM198 76V75H197ZM41 77V76H40ZM43 78H44V76H42ZM49 77L47 78L46 77V79H45V81H48V83L50 84L51 83V81L49 80ZM141 77H143V76H141ZM167 77V78H166ZM228 78H229V75L227 76ZM100 78V77H99ZM98 78V79H99ZM166 79V82L167 83H169V84H167V83H164L163 81V79ZM199 78V79H198ZM35 79V80H36ZM126 79H127V77H126ZM140 79H142L143 80V82L146 84V83H148V88H152V83L150 82V79L147 77V76H145L144 77V79L143 78H140ZM185 79V78H184ZM10 80V79H9ZM14 80V79H13ZM13 80H10V81H12V82H7L6 81V84H8L9 86H7V85H5V87L3 86L5 83H1V84H3V85H0V99H1V101H0V110H1V115L3 116H1V119L3 118L4 119V116L7 114V115H9V116H7L8 117V120H10L11 118V120L12 121H14V119H13V116H14V114H19L18 112H17V110L15 109V108H18V107H12L14 110H12V108H11V110H10V108H8V105H6L5 106V104H2L1 102H4L6 99L8 100L9 98L7 97V96H11V97H13V96H17V98H19V97H21V98H24L23 96H25L26 98H27V96L28 95H30L31 96V93H29L28 91H30L31 89H29V88H31V87H28V91H24L23 90V86L25 85H28V86H30L29 84H31L32 85V83H30V81H29V84H24V83H22L21 81H19V84L18 83H16V82H18L17 80H16V84L14 83V81ZM29 80V79H28ZM195 80H199V83H200V85H198L197 83H198V81L197 82H195ZM4 82H5V80H3ZM100 81H101V83H100ZM103 81H104V79L102 80V79H100L99 81H98V84H100V85H102V83H103ZM182 81H183V79H182ZM202 81V82H201ZM28 82V81H27ZM31 82H35L36 83V81H31ZM211 82H213L212 84H209V83H211ZM11 83H14V84H11ZM22 83V84H21ZM35 83H33V85L35 84ZM128 83H131V80L129 79V77H128V79L125 81V86H129L130 84H128ZM18 84V86H17V88H16V85ZM24 84V85H23ZM186 84V83H185ZM208 84V85H207ZM214 84V85H213ZM11 85L13 86V87H11ZM20 85V86H19ZM37 85V84H36ZM159 85V86H158ZM171 85V86H170ZM174 85V86H173ZM200 86V88L199 87H197V86ZM2 86L4 87L3 89H2ZM24 86V89H26V87ZM169 86V87H168ZM196 86V87H195ZM216 86V87H215ZM7 87V88H6ZM15 87V88H14ZM156 87V86H155ZM173 87V88H172ZM195 87V88H194ZM212 87V88H211ZM214 87V88H213ZM6 88V89H5ZM9 88V89H8ZM36 88H37V86H36ZM35 88V89H36ZM160 88H163V86L162 87H160ZM199 88V89H198ZM204 88H205V90H204ZM18 89V90H17ZM33 89H34V87H32V90H31V92H33L34 93V91H35V89H34V91H33ZM64 90H63V92H61V91H59L58 89H55V91L57 90V92L59 93V96H61V94L63 93V95L64 94H66L65 92L67 91V89L66 88H63ZM208 89V90H207ZM21 90H23L24 91V93L21 91ZM27 90V89H26ZM199 90V91H198ZM204 90V91H203ZM228 90V89H227ZM2 91V92H1ZM12 91H14V93L12 92ZM15 91H16V94H15ZM101 91V92H100ZM100 91H97V93L99 94H96V96H95V99L96 100H99L98 98L99 97H101L102 95H103V91L102 90H100ZM127 91H129V90H127ZM8 92V93H7ZM10 92H11V94H10ZM61 92V93H60ZM70 92V91H69ZM157 94L156 96H158V93H160V94H167V93H169V94H167V95H169L170 96V94L172 95V96H168L169 97V100H171V102L170 103H172V105H170V103L168 102V99H167V101H166V99L165 100H163V103H162V99H160L159 97H161V95L158 97V100H156L157 98H156V96H154L155 94ZM167 92V93H166ZM177 92V91H176ZM213 92V93H212ZM2 93H4V100H3V95H2ZM21 93V94H20ZM70 93H72V92H70ZM105 93V92H104ZM126 93V92H125ZM123 94V96H124V99H126L125 97V95L126 94ZM184 93V94H183ZM216 93V92H215ZM227 93H231L230 91L228 92L227 91ZM13 94V95H12ZM19 94H20V96H19ZM67 94H68V92H67ZM65 95V97L66 96H68L71 100H72V98H73V103H74V105L72 106V101L70 100V102H71V104H69L68 103V105H71V107H73V109L71 108V111H70V109H68V108H70L69 106H68V108L66 107V105H65V107L64 108H66V111H70V113H71V115H72V112L74 111L75 113V115H82L84 112H85V110H87V108H89V107H91V106H89L88 107V105H87V108H86V105L85 106H83V105H81V104H83V102L81 103L80 102V100H78V96H77V99H76V97L74 96V94H69V95ZM154 94V95H153ZM164 94V95H165ZM191 94V95H190ZM208 94V95H207ZM211 94H213L214 95V97H211ZM2 95V96H1ZM6 95V96H5ZM62 95V96H63ZM101 95V96H100ZM128 95V94H127ZM129 95L127 96V97H129ZM151 95H153L152 96V98L151 99H149L150 97H151ZM188 95V96H187ZM198 95V94H197ZM200 95V94H199ZM212 95V96H213ZM9 96V97H10ZM73 96V97H72ZM147 96V97H146ZM173 96H174V99L175 100H173ZM189 96L191 97V98H189ZM64 97V96H63ZM131 97H129V98H131ZM164 97V96H163ZM188 97V98H187ZM102 98V97H101ZM123 98V97H122ZM135 98H137V99H135ZM146 98V99H145ZM166 98V97H165ZM179 98V99H178ZM218 98V97H217ZM25 99V98H24ZM80 99V98H79ZM128 99V98H127ZM190 99V100H189ZM208 99V98H207ZM6 100V101H7ZM75 100V101H74ZM95 100V101H96ZM102 100V99H101ZM100 100V101H101ZM123 100V99H122ZM148 100H150V102L148 101ZM158 101V102H160V105H159V103H157L156 101ZM199 100V99H198ZM217 100V99H216ZM220 100V99H219ZM5 101V102H6ZM77 101V102H76ZM100 101H99V105H97L96 103L98 102H95V104L94 105H97L98 106V108H97V106H93L92 105V107H91V109L92 108H94V107H96L97 109H101V108H103V104L105 105L106 103H103V101L100 103ZM124 101V100H123ZM121 102V103H123L124 105L122 106H120L119 104L120 103H118V104H116V105H118V106H120L119 107V109L118 110H120V109H124V110H128V111H126V112H128L129 114L131 113V111H132V109H131V107H129L130 105H129V103H127L126 101H124V102ZM155 101V102H154ZM164 101H166V102H164ZM211 101L212 100H210V103H211ZM80 102V103H79ZM93 102L94 101H92L91 102V104H93ZM140 102V101H139ZM139 102H138V104H139ZM176 102V103H175ZM181 102V103H180ZM198 102H200V101H198ZM78 103L80 104V105H78ZM116 103V102H115ZM125 103L126 104H128L127 106H125ZM168 105H167V104ZM175 103V104H174ZM180 103V104H179ZM194 103V104H193ZM229 104L231 103V102H228ZM60 104H62V103H60ZM90 104V105H91ZM100 104H101V108L99 107L100 106ZM143 104V105H142ZM213 105H216V104H219L218 102H216V104H215V102H213L212 103ZM228 104V105H229ZM233 105H235L234 103H232ZM3 105V106H2ZM53 105V104H52ZM51 105V107H49L48 106V108H51V110H52V113H54V111H53V108L52 107H56V109H58V110H61L62 111V109L61 108H63V106L60 108H58L57 107V105H59V104H57V105H55V106H52ZM137 105V104H136ZM144 105H146L145 104V102H142V103H140L139 104V106H140V108L142 107V108H144V107H146V106H144ZM175 105H178V106H175ZM179 105H183L182 106V108L180 109V106ZM198 105H199V103H198ZM233 105H229L230 107H232ZM5 106V107H4ZM10 106V105H9ZM12 106V105H11ZM37 106V105H36ZM61 106V105H60ZM106 106H107V104H106ZM159 106V107H158ZM84 107V108H83ZM105 107V106H104ZM123 107V108H122ZM129 107V109H127ZM135 107V106H134ZM158 107V108H157ZM186 109H185V108ZM228 108L229 109V112L232 114H230V115H228V116H230L228 119H227V121L229 120V119H231L232 120V122L233 121H235V123H236V121H237V123H238V121H239V123H238V126H242V124H243V122H242V124L241 125H239L240 124V121H244V122H246V121H248L249 120V118L250 117H245L244 118V115H245V112H246V110L245 111H243L244 110V108H243V106L240 108V107H238V105H235V107H238V108H235V107H233V108ZM245 107V106H244ZM36 108H38V106L36 107ZM42 108V107H41ZM140 108H138V109H140ZM142 108H141V111H142ZM150 108L148 107V110H150ZM179 108V109H178ZM184 108V109H183ZM47 109V107H45V109L44 110H46ZM55 109V110H56ZM84 109V110H83ZM117 109V108H116ZM115 109V110H116ZM137 109V107H135V109L134 110H138ZM147 109V108H146ZM146 109H144V110H146ZM178 109V110H177ZM183 109V110H182ZM231 109V110H230ZM237 110V111H235V110ZM20 110V111H19ZM19 112H21V108H19ZM39 110H41L40 109V106H39ZM43 109H42V111H44ZM47 110H50V109H47ZM50 110V111H51ZM58 110H56L57 111V113L59 112ZM65 110V109H64ZM92 110H95V109H92ZM102 110V109H101ZM117 110V111H118ZM129 110H131V111H129ZM159 110H160V112H159ZM166 109L164 108V111H165ZM184 110H185V112H187L186 114H183V112H184ZM240 110V111H239ZM3 111V112H2ZM4 111H9L10 113H12L11 115H10V113L8 114L7 112H4ZM65 111V112H66ZM83 111V112H82ZM151 111H149V112H151ZM181 111H183V112H181ZM194 111H193V113H194ZM198 111V110H197ZM200 111V110H199ZM239 111V116H238V114H237V112ZM63 112V111H62ZM62 112H59V113H61L62 114ZM125 112V111H124ZM123 112V113H124ZM145 112H147L145 115H148L149 114V112L146 110ZM153 112H151V113H153ZM181 112V113H180ZM228 112V113H229ZM240 112H242L244 115H242V117H241V115H240ZM5 113V114H4ZM48 113H49V111H48ZM47 113V114H48ZM58 113V114H59ZM160 113L162 114V115H160ZM178 113H180V114H182V115H180V114H178ZM192 113V112H191ZM200 113V112H199ZM235 113V114H234ZM43 114V113H42ZM44 114H45V111H44ZM49 114H51V113H49ZM67 114H69V112L68 113H65L64 115L66 116ZM169 114L171 115V110L169 111ZM248 114V113H247ZM21 113H20V117H21ZM54 115H56V112L54 113ZM60 115V114H59ZM63 115V116H64ZM127 115V114H126ZM152 115V114H151ZM178 116V117H176V116ZM185 115H187V116H185ZM201 115V114H200ZM233 115H234V117H233ZM5 116V118L7 119V117ZM17 116V115H16ZM16 116H14V118H16V121L17 120H19V116H17L18 117V119H17V117ZM63 116H61V117H63ZM65 116H64V118H65ZM129 116V115H128ZM153 116H151L152 117V119L154 118ZM181 116V117H180ZM248 116H249V114H248ZM57 117H59V116H57ZM67 117H69V116H67ZM73 117H74V115H73ZM77 117H80V116H77ZM127 117V116H126ZM130 117H131V115L129 116V119H130ZM148 117H149V119H151V117H150V115H148L147 116V119H148ZM170 117H172V116H170ZM226 117H227V115H226ZM237 117V118H236ZM23 118H25V117H21V120H19V122H21V121H23ZM76 118V117H75ZM191 118V119H190ZM219 118V117H218ZM217 118V119H218ZM241 118V119H240ZM61 119V118H60ZM128 119V120H129ZM151 119V120H152ZM179 119L181 120V121H179ZM183 119V120H182ZM205 121H204V120ZM240 119V120H239ZM57 120H58V118H57ZM63 120V119H62ZM154 120V119H153ZM179 122H178V121ZM224 120V119H223ZM16 121H14V122H16ZM26 122H27V120H25ZM145 122L147 121L146 119L144 120ZM150 120H148V122H149ZM184 121H186V122H184ZM218 121H219V119H218ZM221 121V120H220ZM152 122V121H151ZM195 122V123H194ZM222 122V124L224 123L223 121H221ZM221 122H219V123H221ZM229 122H230V120H229ZM16 123H18V122H16ZM28 123V122H27ZM27 123H26V126H29V125H27ZM99 123H103V122H99ZM99 123H98V127H100L99 126ZM207 123H208V125H207ZM20 124V123H19ZM185 124H188L187 126L185 125ZM195 124V125H196ZM246 124H248L247 122H246ZM246 124L244 123V125L246 126ZM193 125H191V127H193ZM194 125V126H195ZM198 125V126H199ZM214 125V124H213ZM243 125V126H244ZM31 126H32V128H31ZM33 126H35V125H31V123H30V127H29V129H30V131H32L33 130ZM95 126V125H94ZM166 126H167V124H166ZM197 126V125H196ZM195 126V127H196ZM197 126V127H198ZM242 126V127H243ZM244 126V127H245ZM36 127V126H35ZM34 127V128H35ZM165 127V126H164ZM168 127H170V124L168 125ZM101 128V127H100ZM99 128V129H100ZM245 128H247V127H245ZM32 129V130H31ZM37 129V128H36ZM191 129H194V127L193 128H191ZM199 129V128H198ZM198 129H196L195 128V130H196V132H197V130ZM199 129V130H200ZM28 130V129H27ZM98 130V128L96 129V131ZM173 130H171V131H173ZM200 130V131H201ZM95 131V132H96ZM29 132V131H28ZM98 134V133H97ZM95 136H93V140H95L96 141V138H98L99 139V137L98 136H100V135H96V134H94ZM258 141H261V140H258ZM9 143H11L12 144V147H11V151H9V152H14V153H21V151H18V148L17 147H15V143H12V142H9ZM255 143H257V144H255V145H253V146H251V147H255L253 150H255L259 145H261L262 143L261 142H255ZM119 142H114L113 143V147H118L119 146ZM260 147V146H259ZM258 149V148H257ZM100 150H102V149H100ZM104 150V149H103ZM252 151V150H251ZM251 151H247V152H251ZM48 152V151H47ZM81 152V151H80ZM87 152V151H86ZM85 151H84V153H86ZM89 152H92V151H89ZM93 152H95L94 154H97L96 152L97 151H93ZM100 152V154L102 153L103 154V152H106V151H98V153ZM112 154H117L118 152H120V151H110ZM128 152V151H127ZM229 152H233V151H229ZM235 152V151H234ZM233 152V153H234ZM240 152H244V151H240ZM253 152V151H252ZM251 152V153H252ZM260 153L261 155H259L260 157L262 156H264V154H263V152L264 151H254V153ZM82 153H83V151H82ZM236 153H238V152H236ZM251 153H247V156H245L246 157V159H247V157H248V155L250 154L251 155ZM93 154V153H92ZM258 154H257V156H258ZM263 154V155H262ZM43 155V154H42ZM233 155V154H232ZM244 157V158H245ZM16 159H18L17 157H12V158H8L4 163H2L1 164V166H3V167H7V168H10L11 169V171L12 172H16V177H20V175L21 174H23L25 171H26V168H22V167H19V168H17L16 167V165L14 164V160H16ZM129 159V158H128ZM236 159V158H235ZM177 160H179V159H177ZM177 160H176V163H177ZM236 160H238V161H236ZM236 160H234V163L232 164L233 165V167H235L238 163H239V161H240V158H238V159H236ZM241 160H243V159H241ZM245 160V159H244ZM180 161H181V159H180ZM178 162L179 163V165L178 164H175L174 166H175V169L176 170H179V171H177V172H181V173H178V174H181V177L183 176V175H185L181 180H182V184L184 183V181H185V183L183 184L184 186L185 185H192L193 187H195V188H193V189H189V187H184V192H183V194L182 193H180V195L182 194V197H183V195L184 194H186V195H191V197H195L196 195L195 194H197L198 195V192H199V195L201 194L200 192H202V191H200V189H197L196 187H198V185H200V181H199V178L198 177H200V179H201V177L203 178V177H206V175L204 176V174H203V176L202 175H200L201 173H202V171L200 172V171H197L198 169L197 168H191V166L189 167L188 166V168H186L185 166L186 165H184L183 167L186 169L185 170V173L182 175V173L184 172V170H183V168H181V166H182V164L180 165V163H182V162ZM233 162V161H232ZM241 162V161H240ZM243 162V161H242ZM176 165H178V166H176ZM135 167V168H134ZM134 167H125V169H124V171H125V173H127L126 175H130L131 177H133V179H134V181L135 182H132L131 183V187H130V191H131V194L132 195H130V193H129V197H130V199L134 202V200H137V201H139V200H141V202H143L142 200H144L145 201V203L149 200V197L151 196L152 197V199L150 198V200L146 203V205H148V207H150V208H152V209H156V212H157V208H159L160 206H161V208H162V212L163 213H166L167 211H168V204H169V207L170 206H172V207H177L178 205H180V202H181V200L179 199V196L178 197H175V198H171V199H168V201H165V202H161V194H160V191L156 188L157 187V185H158V182L157 181H155V173H153L152 171H150V170H148V169H141L140 167H138V166H134ZM178 168V169H177ZM191 169V170H190ZM193 169V170H192ZM190 170V171H189ZM89 171V170H88ZM91 172V171H90ZM176 172V171H175ZM187 172V173H186ZM191 172V173H190ZM198 172H200V173H198ZM93 173H94V171H93ZM98 173V172H97ZM97 173H95L96 174V177H101L102 175L100 174V176L97 174ZM99 173H101V172H99ZM1 174V173H0ZM90 174H92V173H90ZM103 174V173H102ZM188 174H189V176H188ZM112 175V174H111ZM187 175V176H186ZM180 176V175H179ZM25 176L23 175V176H21V179H19L20 181V184H19V182L17 183V192H20V190H24L25 191V188H26V191H27V189H28V192H29V190H31V186L33 185V184H25L26 183V177L24 178ZM110 177V176H109ZM112 177H113V175H112ZM186 177V178H185ZM188 177V178H187ZM97 178V179H98ZM24 179V181H22ZM96 179V180H97ZM145 179H148L149 180V183H141V182H145ZM99 180H100V178H99ZM106 180V179H105ZM184 180V181H183ZM190 182H189V181ZM262 181H261V186L262 187H264V175H263V177H262V179H261ZM18 181V180H17ZM16 181V182H17ZM22 181V182H21ZM101 181V180H100ZM193 181V182H192ZM1 183V185H2V187H1V193H0V195L1 196H3V197H5V194H2V192L4 193L5 192V186L7 185V184H2V182L3 181H0ZM5 182V181H4ZM7 182V181H6ZM99 182V181H98ZM98 182H96V183H98ZM104 182V181H103ZM107 182V181H106ZM191 182H192V184H191ZM195 182V183H194ZM7 183H9V182H7ZM13 183H15V181H13L12 182V184ZM45 184H44V186L47 184L46 183V181L44 182ZM100 183H102V181L100 182ZM119 183V182H118ZM118 183H115L117 186L119 185ZM133 183L135 184L134 185V187L132 186L133 185ZM180 183V185H182ZM10 184V183H9ZM104 184V183H103ZM103 184H102V186H103ZM139 184V185H138ZM141 184H146L147 185V187H149L150 188V192L148 191V193L146 192V189L144 190V188L146 187L145 185V187L143 188V185H141ZM0 185V186H1ZM15 184H13V186H14ZM93 185H95V184H93ZM101 185V184H100ZM142 187H141V186ZM28 186H30V187H28ZM80 186V185H79ZM97 186H99L98 184H97ZM101 186V187H102ZM120 186V185H119ZM216 187H219V186H221V185H215ZM8 187L10 188L11 186L10 185H8ZM34 187V185L32 186V189H34L33 188ZM47 187V188H46ZM45 187V189H48V187H49V185L47 184V186ZM90 187V186H89ZM146 187V188H147ZM182 186H180V188H181ZM4 189V191H3V189ZM30 188V189H29ZM77 187H75V190H80L81 188L79 187V189H76ZM133 188V189H132ZM183 188V187H182ZM181 188V190L183 191V189ZM187 188V189H186ZM199 188V187H198ZM200 188H202V187H200ZM212 188H213V186H212ZM49 189H50V187H49ZM49 189L48 190H46V191H49ZM67 189V188H66ZM70 189H72V188H70ZM119 189V188H118ZM132 189V190H131ZM74 190V191H75ZM89 190H90V188H89ZM88 190V191H89ZM199 190V191H198ZM187 191V192H186ZM32 192V191H31ZM124 192H122V194H123ZM189 193V194H188ZM124 194H126V193H124ZM145 195H149L147 198H144L145 197ZM185 195V197L187 198V196ZM198 195V196H199ZM0 196V197H1ZM126 197V196H128V195H122L121 196V193H120V195H119V197ZM173 196V195H172ZM198 196H196L195 198H197ZM129 197H127L128 199H127V201H130L129 200ZM181 197V196H180ZM181 197V198H182ZM210 200L211 199H213L212 198V196L210 195ZM90 199V198H89ZM124 199V198H123ZM185 199V198H184ZM188 199V198H187ZM186 199V200H187ZM83 200H87L88 202L87 203H85L84 201L81 203L82 205H81V207H80V205H79V207H78V209H79V211H84V210H86V207H88L89 208V212L91 213H95V211L97 210L98 211V213L99 212H101L100 211V208H99V206H98V204L96 203V202H94V200H93V203L91 202V201H89L88 200V197H86L85 199H83ZM91 200V199H90ZM122 200V199H121ZM121 200H120V202H121ZM179 200H180V202H179ZM189 200H191L190 198H189ZM216 200V199H215ZM123 201V200H122ZM125 201H126V198H125ZM127 201H126V203H125V205L127 204L128 205V203H127ZM134 202V204L136 203V206L137 207H143V204L141 203V205L140 206H138L137 205V203L138 202ZM176 201H178V203L176 202ZM184 201V200H183ZM183 201L181 202V204L183 203ZM208 201V200H207ZM211 201H214V200H211ZM90 202H91V204H92V206H91V204H90ZM262 202H264V199L262 200ZM262 202H260V204H263ZM3 204H4V202H2ZM95 203H96V209H95ZM124 203L123 204H121V206H124ZM132 203V202H131ZM131 203H130V206H129V211L131 210V212L133 211V209L135 208H131V207H133V205L131 206ZM144 203V202H143ZM174 203H175V205H174ZM185 203V202H184ZM223 203H225V202H223ZM94 204V205H93ZM118 204H120V203H118ZM139 204H140V202H139ZM159 204V205H158ZM172 204V205H171ZM78 205V204H77ZM127 205L126 206H124V207H127ZM158 205V206H157ZM177 205V206H176ZM184 205H187V203L186 204H184ZM264 205V204H263ZM262 205V206H263ZM121 206H119V207H121ZM261 206V205H260ZM1 205H0V209H1ZM90 207H93L92 209H90ZM101 207V206H100ZM155 207V208H154ZM157 207V208H156ZM180 208L181 207H184V206H179ZM179 207H177V208H175V209H179ZM202 207V206H201ZM204 207V206H203ZM88 208H87V210H88ZM128 208V207H127ZM144 208H146L145 206L143 207V209ZM150 208H149V210H150ZM186 208L188 209V212L186 211V210H183V209H185V207L184 208H182V210H183V212L185 213V212H187V215L189 214V211H191L192 212V210H190V208H188L187 206H186ZM262 209L264 208V206L263 207H261ZM82 209V210H81ZM118 209H121V208H118ZM123 209V208H122ZM135 209H137V208H135ZM134 209V210H135ZM151 209V210H152ZM172 209V208H171ZM174 209V208H173ZM202 209V208H201ZM86 210V211H87ZM91 210V211H90ZM128 210V209H127ZM138 210H139V208H138ZM150 210V211H151ZM180 210V209H179ZM96 211V212H97ZM126 211V210H125ZM145 211H146V214L147 213H149L148 215H150V212H147V209H145ZM155 211V210H154ZM205 211H206V213H205ZM263 211V210H262ZM261 211V212H262ZM128 212V211H127ZM136 212V210L133 212V213H135ZM153 212V210L151 211V213ZM159 212V211H158ZM157 212V213H158ZM196 212H197V210H196ZM264 212V211H263ZM133 213H131L130 215H131V217L133 216L132 214ZM179 213H181V212H179ZM193 213H195V211L193 212ZM199 213H200V215H198V212L197 213H195V216H194V214H192V216H191V214L190 215H188L187 216V218L188 219H184L185 220V222H188L189 221V218H191L192 217V219L193 220H196V219H199L200 221L201 220H204L205 221V219H207L208 220V216H209V213H208V211H207V209H205L204 210V208H203V210H202V212H200L199 211ZM202 213H204L203 215H201ZM14 215V218L12 219V216L11 215ZM153 214H156V213H153ZM197 214V215H196ZM264 214V213H263ZM11 220H12V222L13 221H15L14 222V224L15 225H20V223L19 224H17L18 223V217H17V219H15V217L17 216V214L15 213L14 214V212L12 211V213H11ZM16 215V216H15ZM95 215H97V214H95ZM136 216V215H135ZM150 216H152V215H150ZM153 216H155V215H153ZM185 217H186V214L184 215ZM190 216V217H189ZM130 217V218H131ZM182 217H183V215H182ZM246 216H244L243 218H241L240 219V221H242V223L244 224V228H246L247 229V227H248V222H249V220H248V218L246 219L245 218ZM9 218V219H10ZM133 218V217H132ZM138 218V217H137ZM147 218H149V217H147ZM184 218V217H183ZM195 218V219H194ZM15 219V220H14ZM163 219H165V218H163ZM163 219H162V221H163ZM192 219H190V220H192ZM248 222H247V221ZM96 221V222H95ZM131 221H133V220H131ZM168 221V220H167ZM167 221H163V222H166V223H168L169 225H167V224H165V223H163V222H160V227H159V229H157L158 231L160 230V229H162L161 231H163V233L166 235V234H169V233H167L166 231H167V229H168V226L170 227V222H167ZM200 221H199V223H200ZM17 222V223H16ZM94 222L95 223H97V220H94ZM136 222H138L139 223V219H138V221L136 220L135 222L133 221L132 222V224L133 225H135V224H137ZM174 222V221H173ZM161 223H162V225H161ZM201 223H203V221L201 222ZM246 223V224H245ZM130 224V226L132 227V225H131V222H130V220H129V222H128V225ZM171 224H173L172 222H171ZM174 224H175V222H174ZM173 224V225H174ZM3 227H4V225L3 224H1ZM77 226V227H80L81 229V231H83V230H85L83 227H84V225H82V224H80V225H76L75 224V222H73L72 223V228L74 227V226ZM2 226H0V228H1V230L3 229L4 231H1L0 230V232H5V230H6V228H2ZM136 226V225H135ZM172 226V225H171ZM246 226V227H245ZM6 227V226H5ZM231 227H233V223L231 224ZM170 228H172V227H170ZM175 228V227H174ZM174 228H172V229H174ZM77 229V228H76ZM165 230V231H164ZM178 231L179 229H174V231ZM136 231V230H135ZM160 231V232H161ZM168 231H172L171 229H168ZM176 231V232H177ZM249 231V230H248ZM160 232H157V234H159ZM180 232H181V230H180ZM244 232H246V231H244ZM163 233H161L162 235H160V236H163ZM179 233V232H178ZM7 234V233H6ZM156 233H155V236H158V240H157V238L156 237H154L153 236V238H150V239H156V244H155V242H154V246L152 245V247L151 246H149V244L150 243H148L147 244V247H149L150 249H148L149 251L150 250H152V251H150V253L151 254H154V256H153V258L155 257L156 259L158 258V259H162L161 261L160 260H156V261H154V260H147L146 262H149L148 264H150V263H152L153 262V264H184V262H183V260H181L180 258H182L181 256H178L179 254H181V252H182V250L181 249H183L182 247L184 246V244H185V240L184 241H179V239L177 240V239H174L173 238V240H174V242L176 243V241H177V243L175 244V246H173V249H174V251H176V252H178L177 253V256L176 255H174L173 256V254H171V251H169L170 250V248L171 247H169V241H168V239L171 237H169V235L170 234H172V233H170L169 235H167V237H168V239L166 238V236L165 237H162V239H161V237H159V235H157ZM3 235H4V237H5V234H3L2 233V235L0 236L1 238L0 239H2V237H3ZM41 235V234H40ZM40 235L39 236H37V237H39L38 238V242H39V239H40V241H41V237H40ZM134 235V234H133ZM173 235H175L174 237H178V236H180V235H183V234H177V233H175L174 234V232H173ZM176 235H178V236H176ZM3 237V238H4ZM69 237V236H68ZM150 237H152V236H150ZM184 236H180L179 238H183ZM65 237H62V241H63V243L65 244V242H67V245H68V250L69 249H73V253H70V257H72L73 258V254H74V256L76 255L77 257L75 258V262H74V264L76 263V262H78V263H80L81 262V259H80V256L78 257V254H79V252L78 251H74V249L76 248L77 250H80L78 247H79V245L77 246V244L76 243H74L73 241H71V240H69V239H67L65 242H64V240L66 239H64ZM131 238V237H130ZM128 238V239H126V240H132V244H130V241L127 243V245L128 244H130L131 246H133L134 244V242L136 241V238ZM148 238V237H147ZM146 238V239H147ZM184 238H186V237H184ZM144 239V238H143ZM143 239H141L142 241H143ZM189 239V238H188ZM57 240H59V239H57ZM116 240H118V239H116ZM115 239H114V242L116 241ZM126 240H123V243L126 241ZM138 240V239H137ZM171 240V239H170ZM176 240V241H175ZM183 240V239H182ZM70 242V244H69V242ZM122 241V240H121ZM139 241V240H138ZM141 241V242H142ZM147 241H149V240H145V241H143V242H147ZM153 241L154 240H150L149 242H151V243H153ZM158 241V242H157ZM188 241V240H187ZM187 241H186V243H187ZM189 241H191V240H189ZM111 242V241H110ZM113 242V241H112ZM111 242V244L110 243H107V244H110V246H111V248H113L112 246V244L114 243H112ZM140 242V241H139ZM140 242V243H141ZM142 242V243H143ZM182 242V243H181ZM194 242H195V240H194ZM72 243V244H71ZM189 243V242H188ZM190 243H193V242H190ZM196 243H198V241L196 242ZM199 243H201V242H199ZM125 244V243H124ZM123 244V246L125 247V248H129L130 249V247L131 246H129V247H126L127 245H124ZM136 244V243H135ZM194 244V243H193ZM202 244V243H201ZM197 245V246H201V247H199V249H200V251H198L199 253V255H204L206 252H207V248H205V246L202 244V245ZM151 245V244H150ZM103 246H104V252H108V249H109V247L110 246H108V247H106V245H105V243L103 244ZM102 246V247H103ZM204 246V247H203ZM106 247V248H105ZM155 247V248H154ZM196 247V246H195ZM132 248V247H131ZM198 249V250H199ZM202 249V250H201ZM112 250V249H111ZM114 250V249H113ZM113 250H112V252H113ZM128 250V249H127ZM146 250H147V248H146ZM148 250H147V252H148ZM0 251H2V249L0 250ZM157 251H159V253H161V254H159ZM161 251V252H160ZM173 251V252H174ZM4 251H2V255L4 254V255H6V253L4 252ZM104 252H103V255H104ZM146 252V251H145ZM146 252V253H147ZM153 252H155V253H153ZM164 252V253H163ZM170 252V253H169ZM189 252H190V250H189ZM192 252V251H191ZM190 252V253H191ZM76 253V254H75ZM105 253V254H106ZM115 254H116V251L114 252ZM113 253V254H114ZM149 253V252H148ZM147 253V254H148ZM149 253V254H150ZM167 253V254H166ZM189 253V254H190ZM0 254H1V252H0ZM159 254V255H158ZM175 254V253H174ZM144 255H146V254H144ZM156 255H158V256H156ZM34 256V255H33ZM32 255L30 256V257H33ZM114 256V255H113ZM147 256V255H146ZM145 256V257H146ZM161 256V257H160ZM2 257H4V256H2ZM144 257V258H145ZM149 257V256H148ZM172 257H173V259H172ZM175 257V258H174ZM193 257H194V259H193ZM235 257V258H234ZM242 257V258H241ZM243 257H245V258H243ZM246 257H247V259H246ZM248 257H250V255H241V254H239V256H237L236 254H232L231 255V257H230V261L229 262H227L226 264H229V263H231V262H233V263H231V264H247V262H248V264L250 263V258H248ZM4 258H6L7 259V256L6 257H4ZM78 258V259H77ZM178 258V259H177ZM191 258V259H190ZM190 260H188V263L189 264H195L196 263V260H195V256L194 255H191L190 256ZM80 259V260H79ZM150 259V258H149ZM169 259V260H168ZM180 259V260H179ZM184 259V258H183ZM235 259V261H233ZM241 259V260H240ZM146 260V259H145ZM171 260V261H170ZM246 260V261H245ZM80 261V262H79ZM161 263H160V262ZM164 261V262H163ZM190 261H192V262H190ZM194 261V262H193ZM163 262V263H162ZM170 262V263H169ZM33 263V262H32ZM78 263H76V264H78ZM31 264V263H30ZM187 264V263H186ZM219 264V263H218ZM250 264H252V263H250Z\"/></svg>",
    "mask_w": 264,
    "mask_h": 264
}]
</instances>
